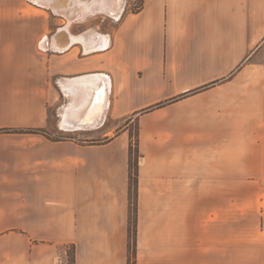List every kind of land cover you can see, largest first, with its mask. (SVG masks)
<instances>
[{
  "label": "crops",
  "instance_id": "obj_1",
  "mask_svg": "<svg viewBox=\"0 0 264 264\" xmlns=\"http://www.w3.org/2000/svg\"><path fill=\"white\" fill-rule=\"evenodd\" d=\"M30 1L0 0V264H129L133 123L134 264H264V210L218 208L215 177L190 209L189 188L264 155V0H144L89 53L55 48L91 29L45 41Z\"/></svg>",
  "mask_w": 264,
  "mask_h": 264
},
{
  "label": "rangeland",
  "instance_id": "obj_2",
  "mask_svg": "<svg viewBox=\"0 0 264 264\" xmlns=\"http://www.w3.org/2000/svg\"><path fill=\"white\" fill-rule=\"evenodd\" d=\"M18 0H14V3ZM26 3V0H21ZM66 1V0H65ZM32 2L34 5H27L19 12L24 16H44L45 18V32L46 40L52 37L53 34L58 32L60 28H72L75 33L91 29V33H98L104 35L105 33L112 32L122 20L127 12L138 10L143 4L144 0H124L123 7L118 17L110 16H91L85 20H76L69 23L66 17L60 12L53 11L49 6H43L38 3ZM66 4V3H65ZM83 21V22H82ZM84 33V32H81ZM87 33L85 34L86 37ZM105 36V35H104ZM75 42H82L81 40H74ZM73 41V42H74ZM102 45L99 48L85 51V53L92 52L104 48ZM45 50L49 51L47 45ZM54 51L55 49H51ZM66 50V49H65ZM64 51V50H62ZM117 134L116 131L112 135ZM132 143L136 149L138 126L133 123L131 125ZM74 138H67L73 140ZM93 141H102L104 138L92 139ZM264 155H238L237 165H215L216 169L213 171L211 165H192L190 169V209L198 208L203 201L196 198V193L201 189L207 188L204 183L208 178L212 177L220 179V202L215 200V205L218 208H237V209H261L264 210V165H262V157ZM135 162H140L139 153L134 154ZM257 159V160H256ZM139 166L136 165V170L139 171ZM220 168H219V167ZM211 171V172H209ZM230 178V181L228 180ZM235 181V182H234ZM230 190V191H229ZM132 207H138L135 188H132ZM232 202V201H234ZM135 204V205H134ZM66 250V264H70L69 254L72 252V247L68 246Z\"/></svg>",
  "mask_w": 264,
  "mask_h": 264
},
{
  "label": "bare ground",
  "instance_id": "obj_3",
  "mask_svg": "<svg viewBox=\"0 0 264 264\" xmlns=\"http://www.w3.org/2000/svg\"><path fill=\"white\" fill-rule=\"evenodd\" d=\"M33 1L34 2H38V4H42L43 6H49L48 4H50L52 2L56 6V8L59 7L62 11H64V13H66V14L67 13L76 14L77 12L78 13L85 12V10L87 8H89L88 7L89 6L88 3H89L90 0H83L84 2L81 1V0H66V1L65 0H33ZM95 2H97V1H95ZM121 2H122V0H114V2H112L113 3V7L117 5L119 8L122 9ZM77 3L80 4V8H77V6H76ZM91 3H92V0H91ZM94 4H96V3H94ZM93 5H91V6H93ZM120 12H121V10H120ZM115 13L116 12L114 10V13L113 14H115ZM119 14L116 17H118ZM85 19H86V17H83L80 20H85ZM72 21H75V19L69 21V23L72 22ZM63 31H65V28L58 30V32H56L55 34H53L52 38H55L56 35H58L59 33L63 32ZM92 34H93V36L88 37V40H86V38H84V36H72V35H69L67 42L64 43V44H62V45H57L55 49H57V50H65L66 48H68L73 43V41L75 39L76 40H81L84 43V45H85V51H90L91 49H96V48H99L100 46L104 45V43H102V42L96 43V41L93 40V39H95L96 36L97 37H101V38L104 37V36L99 35L96 32L95 33H92ZM45 41H46V37H45ZM100 96L101 97L99 99L98 106L96 108V110L99 113H98L97 116H94L93 117L92 121L100 120L103 117L104 112L106 110V102H107L106 101V91H105V93H102Z\"/></svg>",
  "mask_w": 264,
  "mask_h": 264
},
{
  "label": "trees",
  "instance_id": "obj_4",
  "mask_svg": "<svg viewBox=\"0 0 264 264\" xmlns=\"http://www.w3.org/2000/svg\"><path fill=\"white\" fill-rule=\"evenodd\" d=\"M143 6V5H142ZM142 6L138 9L140 10ZM136 10V11H138ZM133 11V12H136ZM13 131H17L13 129ZM139 153L138 149V137H137V144L136 149H134V145L132 144L130 147V188H131V194H132V188H135L136 195L138 193V183H139V171L136 170V165H139V162H135L136 159H134V154ZM135 205V204H134ZM136 220H137V208L132 207V217H131V227H130V235H131V243H130V260L129 264H134V259L136 257V235H137V229H136ZM72 252L69 254L70 256V264H77L75 259V248L72 247Z\"/></svg>",
  "mask_w": 264,
  "mask_h": 264
},
{
  "label": "water",
  "instance_id": "obj_5",
  "mask_svg": "<svg viewBox=\"0 0 264 264\" xmlns=\"http://www.w3.org/2000/svg\"><path fill=\"white\" fill-rule=\"evenodd\" d=\"M83 1V0H81ZM97 1V2H95ZM84 2V1H83ZM87 2V1H86ZM96 4H94V3ZM114 0H92V4L91 3V0L89 1L88 3V7L85 12H81V13H76V14H71V13H64V11H62L59 7L56 8V6L54 5V3H50L48 4L49 7L51 9H53V11H56V12H60L61 14H63L64 17H66L67 21H71L73 19L76 20H80L81 18L83 17H86L89 18L91 16H97V15H103V16H110V17H113L115 18L119 13H120V10L121 8H119L117 5L113 7V3ZM80 3V2H79ZM77 3V8H80V4ZM123 3H124V0H122L121 4H122V7H123ZM44 4V3H43ZM45 5V4H44ZM93 5V6H91ZM114 10H115V14L114 13Z\"/></svg>",
  "mask_w": 264,
  "mask_h": 264
}]
</instances>
